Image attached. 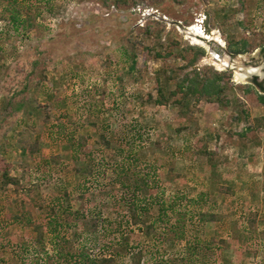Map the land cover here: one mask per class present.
Returning a JSON list of instances; mask_svg holds the SVG:
<instances>
[{"label":"rangeland","instance_id":"1","mask_svg":"<svg viewBox=\"0 0 264 264\" xmlns=\"http://www.w3.org/2000/svg\"><path fill=\"white\" fill-rule=\"evenodd\" d=\"M112 3L113 0H110L107 7L101 4V0H62L60 8L54 12H42L37 19L41 26L25 35L21 31L10 30L7 37L0 38L4 51L0 55V120L3 118L0 135H5V138L0 136V167H10L9 173L20 183L0 188V264H23L17 251L22 241H27L30 246V251L24 256L27 259L25 264H43L44 250L34 240L36 232L32 225L20 228L19 224L11 221L12 215L23 213V221H26V214H29L33 223H45V215L37 208L33 197L44 200L43 204L47 203V197L57 194L56 185L74 188L82 182L83 172L87 169L80 161L75 164L64 158L70 150L63 146L69 143L64 138L57 140L54 134L52 139L57 141L55 143L51 136L48 138L43 134V118L37 116V119L32 114V108L16 116H4L8 88L11 85L16 86V90L20 89L22 79L29 72L28 62L42 55L50 58L51 62L47 63L45 72H42L44 67L40 64L36 74L29 76L32 82L41 78V84L25 94L31 98L29 100H34V104L42 106L41 111L49 109L50 123L64 124L65 131L73 133L72 139L83 144L81 161H86L85 153L91 149L96 152L92 147L94 128L88 125V121L97 116L99 106H91L94 101L103 102L107 110L112 109L109 114L113 119L110 122L112 130L121 122L136 126L139 122L143 126L148 137H144V148L140 152L145 154L146 160L160 163L165 157L162 142L166 133L171 135L170 144L175 146L181 145L183 137L198 147H207L209 142L211 150L218 155L216 177L230 186L231 191L222 196L214 193L211 197L216 199L214 210L221 213L222 218L218 222L206 223L196 234L201 240L212 241V250H205L207 258L196 264H264V194L246 184L255 179L248 182L249 173L253 176L257 174V181L262 182L258 188H264V172L260 171L261 166L264 168V115L261 114L264 113V104L259 102L258 87L253 83L254 77L264 82V61L259 47L264 42V0H127L126 4H115L116 7ZM201 13L205 16L203 31L198 29L196 22ZM4 27L5 22L0 21V28ZM230 36L236 40H248L251 50L228 56L224 51H228ZM187 46L204 49L203 56L194 64L201 73L206 67L227 71L233 85L238 86L233 93L228 92L231 101L228 106L214 104L209 109L210 103L191 100L187 111H183L181 106L168 105L164 108L146 101L148 95L152 98L156 96L158 78L170 77L168 80L172 89L177 78L191 68L178 70L192 55L191 50L185 49ZM214 46L223 50L217 59ZM36 48L44 52L37 54ZM157 51L162 57H155ZM16 65L22 71L15 80L12 77L8 81L2 80L16 73ZM245 71L251 72L243 75ZM248 84L252 86L249 92H244ZM61 98H66L68 104L65 107L53 106ZM87 108L90 112L86 113ZM211 109L215 111L213 122L204 113L207 111L210 114ZM107 113L100 115L102 121L97 120L98 129L106 123ZM24 115L26 120L22 122ZM190 115L197 122L186 124L185 119ZM80 122L83 124L81 127ZM183 124L186 128L179 134L174 133L173 128ZM209 124H212V129L208 128ZM21 127L37 140L40 150L33 156L24 157V152L20 150L17 132ZM258 140L263 145L259 144V147L245 153L224 145ZM221 147L219 151H223L221 155L227 157L225 159L217 152ZM248 153L260 154L257 168L253 165L256 160L243 167L246 164L243 158ZM56 155H60L57 164L49 167L50 164L46 163V168H43V160L53 163L52 157ZM97 157L101 161V156ZM194 159L189 162L187 170H184L182 159L174 161L171 172L167 166L159 170L168 194L182 192L192 195L204 184L205 176H209L204 169L205 158ZM225 165L230 171L218 170ZM32 183L39 184V187L38 192L29 194L30 197L27 194ZM250 189L257 194H249ZM73 195L72 201L75 199L76 206L82 203L92 209L101 204L105 216L110 212L105 194L88 191L82 200ZM139 238L147 240L142 234ZM46 239L45 235V245L49 248ZM220 239L225 242L220 243ZM183 248V242L176 243L175 248L166 251V254L178 258L184 254ZM95 253H99L97 247L93 250Z\"/></svg>","mask_w":264,"mask_h":264},{"label":"trees","instance_id":"2","mask_svg":"<svg viewBox=\"0 0 264 264\" xmlns=\"http://www.w3.org/2000/svg\"><path fill=\"white\" fill-rule=\"evenodd\" d=\"M61 1L0 0V21L5 22V27L0 28V38L1 36L7 37L10 30L18 33L21 31V34L25 35L35 27L41 26L37 19L42 12H54L60 8ZM109 2L110 0H101L103 6L108 7ZM126 3L127 0H113L112 5L116 7L118 4ZM1 45L0 55L4 53ZM259 47L264 61V42ZM185 49L191 50L192 55L178 70L191 68L177 78L172 89L168 80L170 77L158 78L156 96L152 98L148 95L146 101L164 108L168 105L181 106L183 111H187L191 100L195 103L205 101L218 106H228L231 101L227 94L228 92L233 93L238 86L233 85L227 71H216L212 67H206L201 73L194 64L203 56L204 49L197 46H187ZM227 50L231 56H235L250 51L251 45L246 39L236 40L234 36H230L227 41ZM40 52L44 50L36 48V53L40 54ZM155 57H162V54L157 51ZM31 59L27 61L29 72L22 79L21 88L16 90V86L11 85L8 88L9 96L5 99L4 116H16L24 113L28 110L27 108H32V114L36 118L37 116L43 118L45 126L43 134H46L48 138L51 136L50 139L55 134L57 140L64 138L66 143H69L63 146L70 150L64 154V158L72 160L75 164L80 161V164L87 167L83 172L82 182L74 188L56 185L57 194L47 197L48 201L45 204H43L44 200L33 197L37 208L41 209L45 215V223H33L29 214H26V221H23V216H25L23 213L12 215L11 221L19 224L20 228L32 225V229L36 232L34 240L44 250L43 264H196L206 259L205 250H212L210 246L212 241L201 240L196 234L203 229L206 223L218 222L222 218V214L214 210L217 205L216 199L211 198L214 192L227 195L231 191L230 186L219 184L217 181L218 155L216 152L209 150L206 146L191 145L188 138L184 137L181 139V145H171V135L166 133L162 142L165 157L160 163L153 159L152 161L146 160L145 154L140 152L144 148V137H148L143 126L141 127L136 121L134 123L137 126L121 122L119 127L112 130L110 126L112 114L109 115L112 109L107 110L103 102L94 101L91 106H99L97 116L94 120H89L88 125L94 128L92 147H95L96 152L89 149L90 151L85 153L86 161H81L80 152L83 144L72 139L73 133L65 131L64 124L50 123L49 109L41 111L42 106L34 104V100H29L31 98L25 94L30 88L41 84V78L32 82L29 76L36 74L40 64L44 67L41 69L42 72H45L47 63L51 62V59L46 58L45 55ZM18 67L19 65L14 67L16 73L9 74L2 80L8 81L11 77L15 80L16 75L22 71ZM253 83L258 87L256 93L259 102L264 104V82L261 83L254 77ZM251 86V84L246 85L243 91L249 92ZM178 94H181L180 97H177ZM67 104V99L61 98L53 103V106L65 107ZM87 111L90 112L88 108L84 112L87 113ZM104 112H108V121L105 119L106 123L98 129L96 122L99 119L102 121L100 115ZM35 117H33L34 120ZM2 120L3 118L0 120V129L3 124ZM25 120L24 115L22 122ZM185 121L189 124L197 122V119L190 115ZM79 126L83 124L80 122ZM185 128L183 124L174 127L173 131L179 134ZM246 129L250 130L249 127ZM19 130L17 133L20 150L24 152V157L33 156L40 150L37 140L32 138V133H28L26 128L21 127ZM1 137L5 138V135ZM97 156H101V161ZM59 157L60 155L53 156V163L43 160V168H46V163L48 166L50 164L49 167L57 164ZM195 157L205 158L210 179L208 186H204L205 183L202 184L203 187L198 188L192 195L182 192L168 194L158 174L159 170L167 166L171 172L174 169L175 160L184 159L191 162L195 160ZM9 170L10 167L7 165L0 167V188L20 185L19 180L12 176ZM45 176L46 173L43 174V177ZM100 180L104 182L100 183ZM38 187L39 184L32 183L28 187L27 195L38 192ZM88 191L105 194L108 197L109 205L107 206L110 212L108 211L106 216L103 213L104 208L101 209V204L90 209L82 203L76 206L75 199L74 202L72 201L73 194L78 200H82ZM20 205L23 206V204ZM139 234L147 240L142 241ZM45 235L49 248L45 245ZM181 242L184 244V254L178 258L169 257L166 251L172 250L176 243ZM219 242L224 243L225 241L220 239ZM96 247L99 253L93 254ZM17 251L22 256L20 257L21 262L25 264L27 259L24 256L30 251L29 243L22 241L18 244ZM224 264L227 263L224 262Z\"/></svg>","mask_w":264,"mask_h":264},{"label":"crops","instance_id":"3","mask_svg":"<svg viewBox=\"0 0 264 264\" xmlns=\"http://www.w3.org/2000/svg\"><path fill=\"white\" fill-rule=\"evenodd\" d=\"M215 103H210V107H208L209 109L211 108V105H214ZM216 106H217V104H216ZM204 111V110H203ZM207 111H208V109H207ZM207 111L206 112H204L205 113V115L207 116L208 115V117L210 118L209 119V121L210 122H213V119H214V115H212L213 113H215V111H213L212 109H211V115L209 114V113H207ZM261 114H263L264 115V113H261ZM207 121V120H206ZM205 123H207V122H205ZM212 124H214V123H212ZM211 124V125H212ZM210 124L209 125H207L208 126V128L209 129H212V127H210L211 126ZM245 142H247V141H245ZM255 142V143H254ZM207 144V147H208V149L209 150H211V148H210V145L211 144H209V142L208 143H206ZM263 145L262 144V142L261 141H251L250 143H237V144H234V145H231V144H224L225 145V147L227 146H233V148L236 150V151H242V153L244 152H246L247 150H252L253 148H255L256 146L257 147H259L260 145ZM219 150H222V147L221 148H218V150H217V152L219 151ZM223 152V151H222ZM222 152H220L219 151V153H220V155L222 154ZM221 157H223V155H221ZM260 157V154H255V153H248V155H246L245 156V158H243V161L244 162H246V164H242L243 165V167H245V166H248L250 163L251 164H253V160L255 161L256 160V163H254L253 165H254V167L255 168H257V160H258V158ZM225 158H227V157H223L222 159H225ZM256 158V159H255ZM183 162H184V170H187L188 169V165L191 163H189V161H185L184 159H183ZM205 167H204V169L205 170H207V171H209L208 170V168H206V164L204 165ZM219 166H220V164H219ZM262 166L260 167V171L261 172H264V168H262ZM217 169V168H216ZM218 170L219 171H222V172H228V171H230V169H228V166H224V167H218ZM232 170V169H231ZM257 170V169H256ZM217 171V170H216ZM185 173H186V171H185ZM236 173H239V171H236ZM258 173V172H257ZM208 174H209V172H208ZM254 174H252V173H249V175H247V181L249 182V181H251V179H253V178H255L254 179V181H252V183H246V184H248V185H250V187L251 188H255V191H260V194H264V188H262V187H260V189L258 188V186L259 185H262V182H260V181H257V178H259L258 176H257V174H256V176H253ZM236 176H238V174H236ZM251 176H253V177H251ZM206 177V179L204 180V183H205V185L204 186H208V184H209V182H210V179H209V176L208 175H206L205 176ZM221 177H222V174H221ZM218 178V177H217ZM217 181H218V183L220 184V183H222V182H220L218 179H217ZM224 184V183H223ZM226 185V184H225ZM229 185V184H228ZM202 186V185H201ZM203 187V186H202ZM201 187V188H202ZM198 189V188H197ZM197 189H195V191L197 190ZM215 193V192H214ZM249 194H251V193H253V195H256L257 193H255L254 191H253V189H250L249 190V192H248ZM219 196H222V194H218Z\"/></svg>","mask_w":264,"mask_h":264},{"label":"built area","instance_id":"4","mask_svg":"<svg viewBox=\"0 0 264 264\" xmlns=\"http://www.w3.org/2000/svg\"><path fill=\"white\" fill-rule=\"evenodd\" d=\"M204 14H199L198 17L196 18V22H197V25H198V29L200 31H203L204 30Z\"/></svg>","mask_w":264,"mask_h":264},{"label":"water","instance_id":"5","mask_svg":"<svg viewBox=\"0 0 264 264\" xmlns=\"http://www.w3.org/2000/svg\"><path fill=\"white\" fill-rule=\"evenodd\" d=\"M213 49H214V52L216 53L215 54V58L217 59L218 58V55H220V54H222L223 53V50L219 47V46H214L213 47ZM228 56H230V54H229V52L228 51H224ZM249 74V73H248ZM247 74V75H248Z\"/></svg>","mask_w":264,"mask_h":264},{"label":"bare ground","instance_id":"6","mask_svg":"<svg viewBox=\"0 0 264 264\" xmlns=\"http://www.w3.org/2000/svg\"><path fill=\"white\" fill-rule=\"evenodd\" d=\"M220 46H221V45H220ZM224 61L226 62L225 64L227 65V60L225 59ZM250 72H251V71H245V73H244L243 75H247V74L250 73ZM243 75H241V76H243Z\"/></svg>","mask_w":264,"mask_h":264}]
</instances>
